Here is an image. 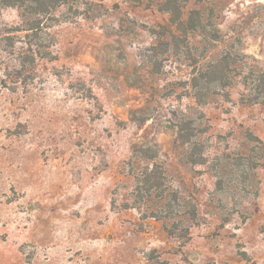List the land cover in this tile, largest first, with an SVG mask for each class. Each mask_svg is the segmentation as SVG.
Instances as JSON below:
<instances>
[{"label":"rangeland","instance_id":"1","mask_svg":"<svg viewBox=\"0 0 264 264\" xmlns=\"http://www.w3.org/2000/svg\"><path fill=\"white\" fill-rule=\"evenodd\" d=\"M0 264H264V0H0Z\"/></svg>","mask_w":264,"mask_h":264},{"label":"trees","instance_id":"2","mask_svg":"<svg viewBox=\"0 0 264 264\" xmlns=\"http://www.w3.org/2000/svg\"><path fill=\"white\" fill-rule=\"evenodd\" d=\"M34 29V28H33Z\"/></svg>","mask_w":264,"mask_h":264}]
</instances>
